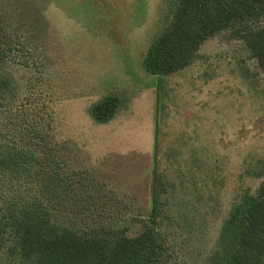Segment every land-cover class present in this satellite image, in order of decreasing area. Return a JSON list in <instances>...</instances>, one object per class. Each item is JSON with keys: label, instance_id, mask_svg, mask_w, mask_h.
I'll return each mask as SVG.
<instances>
[{"label": "rangeland", "instance_id": "obj_1", "mask_svg": "<svg viewBox=\"0 0 264 264\" xmlns=\"http://www.w3.org/2000/svg\"><path fill=\"white\" fill-rule=\"evenodd\" d=\"M176 8L0 0V129L40 156L44 175L29 188L56 220L132 237L151 210L157 142L176 219L166 264H220L234 204L263 180L264 71L242 42L216 37L188 68L150 74L148 51ZM108 96L121 106L103 124L90 111ZM0 264L10 263L2 255Z\"/></svg>", "mask_w": 264, "mask_h": 264}, {"label": "trees", "instance_id": "obj_2", "mask_svg": "<svg viewBox=\"0 0 264 264\" xmlns=\"http://www.w3.org/2000/svg\"><path fill=\"white\" fill-rule=\"evenodd\" d=\"M216 37L242 42L264 71V0H177L173 21L148 51L146 69L158 77L177 74ZM120 106L117 96H108L90 114L108 123ZM42 164L35 150L20 146L0 129V256L10 264L167 263L176 219L164 201L168 190L159 170L157 142L151 210L145 228L134 237L126 230L83 232L56 220L45 197L29 188L43 177ZM259 176L263 180L256 195L244 194L223 227L220 264H264V166Z\"/></svg>", "mask_w": 264, "mask_h": 264}]
</instances>
